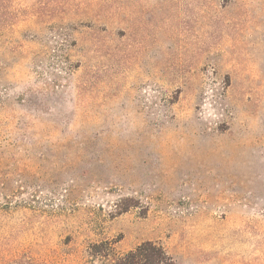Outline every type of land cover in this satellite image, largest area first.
<instances>
[{
    "label": "rangeland",
    "instance_id": "obj_1",
    "mask_svg": "<svg viewBox=\"0 0 264 264\" xmlns=\"http://www.w3.org/2000/svg\"><path fill=\"white\" fill-rule=\"evenodd\" d=\"M103 240L264 264V0H0V264Z\"/></svg>",
    "mask_w": 264,
    "mask_h": 264
},
{
    "label": "trees",
    "instance_id": "obj_2",
    "mask_svg": "<svg viewBox=\"0 0 264 264\" xmlns=\"http://www.w3.org/2000/svg\"><path fill=\"white\" fill-rule=\"evenodd\" d=\"M85 264H174L166 248L154 241H145L127 252H119L113 241L92 243Z\"/></svg>",
    "mask_w": 264,
    "mask_h": 264
}]
</instances>
